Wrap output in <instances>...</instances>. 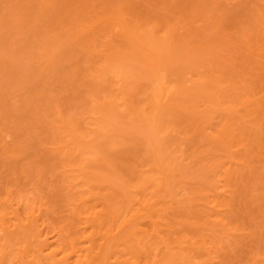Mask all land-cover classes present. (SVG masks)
<instances>
[{"label":"rangeland","instance_id":"1","mask_svg":"<svg viewBox=\"0 0 264 264\" xmlns=\"http://www.w3.org/2000/svg\"><path fill=\"white\" fill-rule=\"evenodd\" d=\"M263 39L264 0H0L2 219L24 218L36 208L41 237L54 247L60 230L78 228L77 211L83 215L92 204L124 199V193L141 196L147 183L139 184V166L146 163L143 170L152 172L161 165L157 159L167 166L165 175L181 179L170 184L173 193L180 188L174 196L191 195L188 209L173 199L182 213L171 200L168 206L170 214L181 215V225L174 224L179 234L185 231L180 238L190 233L186 241L205 239V256L197 260L205 261L209 251L210 264H264ZM185 243L189 259L176 252L187 263L199 250L194 244L188 252ZM198 253L189 264H200Z\"/></svg>","mask_w":264,"mask_h":264},{"label":"bare ground","instance_id":"2","mask_svg":"<svg viewBox=\"0 0 264 264\" xmlns=\"http://www.w3.org/2000/svg\"><path fill=\"white\" fill-rule=\"evenodd\" d=\"M162 1V0H161ZM186 1V0H185ZM176 2V1H175ZM181 2V1H180ZM138 3V2H137ZM173 3V2H172ZM210 3V2H209ZM217 3V2H216ZM170 5V4H169ZM217 5V4H216ZM167 6V5H166ZM132 7V6H131ZM165 7V6H164ZM171 7V6H170ZM200 7V6H199ZM121 9V8H120ZM141 9V8H140ZM165 9V8H164ZM138 10V9H137ZM167 10V9H166ZM134 11V10H133ZM117 12V11H116ZM121 12V11H120ZM147 12V11H146ZM152 12V11H151ZM150 12V13H151ZM139 14V13H138ZM168 14V13H167ZM159 15V14H158ZM107 16V15H106ZM162 16V15H161ZM164 16V15H163ZM146 18H147V16H146ZM151 19V18H150ZM152 20V19H151ZM160 19L158 18V21H159ZM166 21V20H165ZM152 22V21H151ZM113 23V22H112ZM156 23H158V22H156ZM120 24V23H119ZM112 25V24H111ZM123 24H121V26H122ZM155 28V27H154ZM167 28H169V27H167ZM164 29V28H163ZM174 29V28H173ZM130 30V29H129ZM153 30V29H152ZM169 30V29H168ZM151 31V30H150ZM169 32V31H168ZM153 33H154V31H153ZM156 34V33H155ZM168 34V33H167ZM151 36V35H150ZM160 36V35H159ZM170 36H172V35H170ZM260 36V35H259ZM167 38H168V36H167ZM140 40V39H139ZM162 40V39H161ZM169 40V39H168ZM167 40V41H168ZM260 40V39H259ZM133 41V40H132ZM136 41H138V40H136ZM263 41H264V39H263ZM134 43V42H133ZM173 43V42H172ZM151 44H153V43H151ZM139 45H142V43L141 44H139ZM147 46V45H146ZM143 47V46H142ZM147 48V47H146ZM150 48V47H149ZM155 48V47H154ZM264 48V47H263ZM144 53V52H143ZM164 53V52H163ZM103 72H106V71H103ZM127 77V76H126ZM198 77V76H197ZM121 79H123V76L121 77ZM126 79V78H125ZM205 80V79H204ZM124 81V80H123ZM206 81V80H205ZM199 83H201V82H199ZM205 83V82H204ZM118 84V83H117ZM126 85V84H125ZM180 85V84H179ZM191 86V85H190ZM124 87V86H123ZM190 88V87H189ZM173 89V88H172ZM171 89V90H172ZM159 90V89H158ZM222 90V89H221ZM120 91V90H119ZM163 91V90H162ZM121 92V91H120ZM179 92V91H178ZM183 92V91H182ZM188 92H190V91H188ZM194 92V91H193ZM153 93V92H152ZM165 93V92H164ZM207 93V92H206ZM217 93H218V91H217ZM165 94H167V92L165 93ZM247 94V93H246ZM245 94V95H246ZM150 95H152V94H150ZM149 95V96H150ZM163 95V94H162ZM172 95V94H171ZM190 95H192V94H190ZM206 95V94H205ZM238 95V94H237ZM244 95V94H243ZM249 95V94H248ZM173 96H174V94H173ZM201 96V95H200ZM236 96V95H235ZM240 96V95H239ZM202 97V96H201ZM205 97V96H204ZM211 97H212V95H211ZM151 98V97H150ZM154 98V97H153ZM156 98V97H155ZM176 98H178V96L176 97ZM182 98V97H181ZM180 98V99H181ZM190 98V97H189ZM199 98V97H198ZM207 98V97H206ZM206 98H204V99H206ZM210 98V97H209ZM221 98V97H220ZM226 98V97H225ZM252 98V97H251ZM120 99V98H119ZM186 99V98H185ZM194 99V98H193ZM213 99V98H212ZM229 99H231V98H229ZM244 99V98H243ZM162 100V99H161ZM172 100V99H171ZM198 100V99H197ZM167 101V100H166ZM172 101H174V99L172 100ZM184 101V100H183ZM187 101V100H186ZM205 101V100H204ZM242 101V100H241ZM249 101V100H248ZM262 101V100H261ZM150 102V101H149ZM191 102H192V100H191ZM194 102V101H193ZM203 102V101H202ZM211 102H213V100H211ZM239 102V101H238ZM247 102V101H246ZM140 103V102H139ZM163 103V102H162ZM164 103H165V101H164ZM198 103V102H197ZM229 103V102H228ZM237 103V102H236ZM245 104V101L244 102H239V104ZM248 103V102H247ZM257 103H258V101H257ZM147 104V103H146ZM152 104V103H151ZM160 104V103H159ZM172 104V103H171ZM175 104V103H174ZM182 104V103H181ZM186 104V103H185ZM199 104H200V102H199ZM211 104V103H210ZM233 104V103H232ZM243 104V105H244ZM249 104V103H248ZM166 105H167V103H166ZM183 105V104H182ZM237 105V104H236ZM123 106V105H122ZM140 106V105H139ZM142 106V105H141ZM150 106V105H149ZM181 106V105H180ZM179 106V107H180ZM187 106H189V104L187 105ZM207 106H209V104L207 105ZM240 106V105H239ZM245 106V105H244ZM160 107V106H159ZM159 107H158V109H159ZM191 107V106H190ZM242 107V105L240 106V108ZM111 108V107H110ZM133 108V107H132ZM139 108V107H138ZM142 108V107H141ZM151 108V107H150ZM154 108V107H153ZM196 108V107H195ZM210 108H211V106H210ZM238 108V107H237ZM236 108V109H237ZM243 108H245V107H243ZM185 109V108H184ZM207 109V108H206ZM213 109V108H212ZM215 109V108H214ZM219 109V108H218ZM120 110V109H119ZM127 110V109H126ZM132 110V109H131ZM151 110V109H150ZM149 110V111H150ZM199 110V109H198ZM225 110V109H224ZM234 110V109H233ZM125 111V110H124ZM133 111V110H132ZM154 111V110H153ZM158 111V110H157ZM156 111V112H157ZM180 111V110H179ZM195 111H197V110H195ZM210 111V110H209ZM208 111V112H209ZM212 111V110H211ZM216 111V110H215ZM113 112V111H112ZM130 112V111H129ZM134 112V111H133ZM138 112V111H137ZM159 112V111H158ZM243 112V111H242ZM146 113V112H145ZM163 113V112H162ZM226 113H227V111H226ZM246 113H248V112H246ZM147 114V113H146ZM169 114V113H168ZM214 114V113H213ZM245 114V113H244ZM143 115V114H142ZM187 115H188V113H187ZM131 116V115H130ZM136 116V115H135ZM134 116V117H135ZM151 116V115H150ZM189 116V115H188ZM141 117H143V116H141ZM145 117V116H144ZM243 117V116H242ZM132 118V117H131ZM146 118V117H145ZM193 118V117H192ZM140 119V118H139ZM142 119V118H141ZM144 119V118H143ZM164 119V118H163ZM173 119V118H172ZM125 120V119H124ZM131 120V119H130ZM176 120V119H175ZM133 121H134V119H133ZM137 121H138V119H137ZM141 121V120H140ZM142 121H144V120H142ZM155 121V120H154ZM228 121H229V119H228ZM234 121V120H233ZM136 122V121H135ZM134 122V123H135ZM152 122V121H151ZM156 122V121H155ZM158 122V121H157ZM235 122V121H234ZM130 123V122H129ZM138 123V122H137ZM145 123V122H144ZM225 123V122H224ZM125 124V123H124ZM139 125H140V123H138ZM143 124V123H142ZM164 124V123H163ZM166 124V123H165ZM223 124V123H222ZM235 124H236V122H235ZM234 124V125H235ZM131 125H133V123H131ZM162 125V124H161ZM224 125V124H223ZM222 125V126H223ZM151 126H152V124H151ZM155 126H157V125H155ZM163 126V125H162ZM168 126V125H167ZM166 126V127H167ZM225 126V125H224ZM227 126V125H226ZM225 126V127H226ZM230 126V125H229ZM240 126V125H239ZM118 127H119V125H118ZM125 127V126H124ZM136 127H138V126H136ZM135 127V128H136ZM147 127H150L149 125L147 126ZM146 127V128H147ZM161 127V126H160ZM224 127V128H225ZM234 127H236V126H234ZM243 127V126H242ZM117 128V127H116ZM121 128V127H120ZM128 128H129V126H128ZM127 128V130H129ZM223 128V127H222ZM222 129L223 130V133H222V136L224 135V132H225V129ZM240 128V127H239ZM244 128V127H243ZM110 129V128H109ZM122 129V128H121ZM133 129V128H132ZM155 129H157V128H155ZM210 129V128H209ZM221 129V128H220ZM236 129H238V128H236ZM112 130V129H111ZM120 130V129H119ZM124 130H126V129H124ZM150 130V129H149ZM153 130V129H152ZM160 130V129H159ZM122 131V130H121ZM154 131H156V130H154ZM153 131V132H154ZM169 131V130H168ZM171 131V130H170ZM220 131V130H219ZM149 132V131H148ZM166 132V131H165ZM174 132V131H173ZM221 132L222 131H220V133L219 134H221ZM239 132V131H238ZM214 133V132H213ZM117 134V133H116ZM163 134V133H162ZM228 134V133H227ZM240 134V133H239ZM159 135V134H158ZM152 136H154V135H152ZM187 136V135H186ZM185 136V137H186ZM220 137L221 138V140H223L222 138H225V137ZM225 136H226V134H225ZM240 136V135H239ZM157 137H159V136H157ZM166 137V136H165ZM165 137H163V138H165ZM172 137V136H171ZM106 138V137H105ZM139 138V137H138ZM154 138V137H153ZM163 138H161V139H163ZM230 138V137H229ZM240 138H241V136H240ZM149 139V138H148ZM147 139V140H148ZM176 139V138H175ZM194 139V138H193ZM231 139V138H230ZM105 140V139H104ZM108 140V139H107ZM145 140V139H144ZM154 140H156L155 138H154ZM159 140V139H158ZM165 140V139H164ZM172 140V139H171ZM174 140V139H173ZM182 140V139H181ZM184 140H187V139H184ZM225 140H227V139H225ZM180 141V140H179ZM203 141V140H202ZM116 142V141H115ZM149 142H150V140H149ZM152 143H151V145L153 144V141H151ZM160 142H161V140H160ZM165 142V141H164ZM175 142V141H174ZM182 142V141H181ZM220 142V141H219ZM227 142V141H226ZM225 142V143H226ZM241 142V141H240ZM112 143V142H111ZM148 143V142H147ZM155 143H157V141L155 142ZM155 143L153 144V145H155ZM162 143L163 142H161L160 144L162 145ZM171 143V142H170ZM202 143V142H201ZM238 143V142H237ZM146 144V143H145ZM158 144H159V142H158ZM174 144V143H173ZM190 144V143H189ZM224 144V143H223ZM227 144V143H226ZM225 144V145H226ZM168 145H169V143H168ZM168 145H167V147H168ZM177 145H178V142H177ZM222 145V144H221ZM110 147L112 146V145H109ZM118 146V145H117ZM156 147H157V145H155ZM155 146H153V149L154 148H156ZM159 146V145H158ZM234 146V145H233ZM237 146V145H236ZM235 146V147H236ZM238 146H239V143H238ZM109 147V148H110ZM114 147V146H113ZM147 148H149L148 146H146ZM161 147V146H160ZM159 147V150H158V148H157V150L158 151H160L162 148H160ZM179 147V146H178ZM151 148V147H150ZM177 148V147H176ZM183 148V147H182ZM212 148V147H211ZM239 148V147H238ZM153 149H152V151H153ZM174 148H172L171 150H173ZM180 149V148H179ZM113 149H111V151H112ZM144 150V149H143ZM164 150V149H163ZM166 150V149H165ZM178 149H176V151H177ZM115 151V150H114ZM175 151V152H176ZM193 151V150H192ZM199 151H201V150H199ZM232 151V150H231ZM235 151H236V149H235ZM139 152V151H138ZM147 152V151H146ZM157 152V151H156ZM161 152H163V151H161ZM171 152H173V151H171ZM179 152V151H178ZM182 152V151H181ZM211 152V151H210ZM226 152H228V151H226ZM234 152V151H233ZM244 152V151H243ZM143 153H145V152H143ZM155 153V152H154ZM164 153V152H163ZM166 153V152H165ZM183 153V152H182ZM193 153V152H192ZM191 153V155L193 156V154ZM209 153V152H208ZM138 154H140V153H138ZM137 154V155H138ZM169 155L171 154V153H168ZM188 154H190V153H188ZM202 154V153H201ZM234 154V153H233ZM137 155H134V157L135 156H137ZM145 155V154H144ZM143 155V156H144ZM151 155V154H150ZM153 155V154H152ZM151 155V156H152ZM168 155V156H169ZM178 155V154H177ZM180 155V154H179ZM178 155V156H179ZM185 155V154H184ZM195 155H197V154H195ZM225 155V154H224ZM127 156H129V155H127ZM147 156H148V153H147ZM151 156H149L148 158H150ZM154 156V155H153ZM152 156V157H153ZM155 156H156V154H155ZM158 156V155H157ZM167 156V154H166V157H168ZM183 156V155H182ZM182 156H181V158H182ZM187 157H188V155H186ZM207 156V155H206ZM120 157V156H119ZM133 157V158H134ZM139 156H137V158H138ZM162 157V156H161ZM164 158V154H163V157H162V159L164 158L165 160L167 159V158ZM171 157V155L169 156V158ZM185 157V156H184ZM194 157V156H193ZM222 157V156H221ZM223 157H225V156H223ZM125 158V157H124ZM145 158H147L146 157V155H145ZM144 158V159H145ZM172 158V157H171ZM170 158V159H171ZM173 158H176V157H173ZM181 158H178V159H181ZM186 158V157H185ZM196 158V157H195ZM194 158V159H195ZM201 158V157H200ZM200 158H198V159H200ZM239 158V157H238ZM126 159V158H125ZM130 159H132V158H130ZM129 159V160H130ZM135 159V158H134ZM139 159V158H138ZM152 159V158H151ZM156 159V158H155ZM159 159V158H158ZM190 159V158H189ZM218 159H220V158H218ZM228 159H229V156H228ZM153 161H155L154 159H152ZM151 160V161H152ZM173 160V159H172ZM192 160V159H191ZM190 160V162L192 163V161ZM203 160V159H202ZM205 160V159H204ZM211 160V159H210ZM214 160V159H213ZM137 161V160H136ZM139 161H141V160H139ZM139 161L138 162H136V164H137V167H138V163H139ZM167 161V160H166ZM169 161V160H168ZM184 161V160H183ZM212 161V160H211ZM247 161V160H246ZM123 162H125V164H126V160L125 161H123ZM122 162V163H123ZM129 162V161H128ZM148 162H149V160H148ZM156 162L158 163V164H161V165H158L159 166V171H158V173L156 172L157 171V168H158V166H157V164H156ZM156 162H155V165L157 166V168H154V170H155V172H154V170L152 171L153 172V175H155V176H153L152 175V172H150L149 171V168L147 169L148 170V172H146L145 171V164H143L144 166H139V168L140 169H142V171L140 170V171H137V173H138V175L137 174H135L136 172H134L133 170L134 169H132V173H134V177L136 176H138V180H139V182L140 181H142V179L143 180H146V181H144V182H146L145 184H142V186H144L140 191L141 192H143L146 188V190H145V192H143V193H141L142 195L143 194H145V195H141V196H139V195H136L137 197H134V198H132L131 199V196L132 195H126V193H124V195L123 196H126L124 199H120V200H106V201H104V202H102L99 206L97 205V204H92V206H90V208H88V209H86L85 210V212H84V214L83 215H81L82 213L81 212H79V211H77L76 212V215H77V221L79 222V224H78V228L77 229H75V231H69V232H66V233H62L63 231L62 230H60L61 232L58 234V235H60L61 237H59L58 239H59V241H60V243L58 242V245L57 244H55L54 245V247L53 246H51V245H49L48 243H47V240L44 238H42L41 236L43 235V233H42V231L41 230H39L38 229V226H39V224H38V217H39V215H40V213H38L39 212V208H38V214H36L35 213V211H36V208L35 209H31V210H29V212H26V216L24 217V218H20V216L18 217H15L14 219H12L11 221L9 220V218H8V220H4V219H2V218H4V217H6V216H4V215H2V217L0 216V219H1V222H0V263L1 264H3V263H5V264H181V262H185L187 259H184V258H187L188 257V259H189V257H190V255L189 256H187V251L186 250H183V246H184V244L183 243H185V245H187V246H195L194 244H197L196 245V247H198V249L197 250H199L200 251V253H198L199 251H196V253H198L197 255H198V258H196V260L197 259H199V256L201 257V254H203L204 252L203 251H206L204 248V245L206 244H204V242H205V239H203L202 240V238H201V240H200V232L199 233H197V235H199L198 237H199V240L200 241H198L197 239H196V235H195V237H193V239H195V241L197 240L198 242H199V244L197 243V241L195 242L192 238V240H190V241H186L187 240V238H189V234H188V236L186 237V235L185 236H183L185 233V231L183 232L182 230L180 231V234L182 233L183 235V238L184 237H186V238H180V234H179V230H178V225H181V223H179L178 224V222H177V220L176 219H178V217L180 216V218H181V215L179 214H177L176 212H178V213H182V210H181V208L182 207H184V208H187V205H188V208H189V205L191 204V200L190 201H188L189 202V204H188V202L186 203V201H187V199H189L188 197H190L191 195H189V196H187V194L186 195H184V196H182L181 198H182V200L180 199V197H179V199L178 198H176V194L177 193H175V191L176 190H178V189H180V188H178V187H175V191H174V193H173V190L174 189H172V186H173V188H174V185H176V182L174 183L173 182V180H181L180 178H178V179H174L173 177L174 176H172V175H170V174H168L166 171H168V168L167 169H165V173H167L168 175H165L164 173H163V170L162 169H164L165 167H167V166H163L162 165V162L161 161H157V159H156ZM159 162H161V163H159ZM165 162V161H164ZM176 162H177V160H176ZM179 162H182V160L181 161H179ZM187 162V161H186ZM190 162L188 161L187 163H189L190 164ZM239 162V161H238ZM135 163V162H134ZM172 163V162H171ZM171 163H169V164H171ZM185 163V162H184ZM185 164V165H183L182 163H181V165L180 164H175L176 166L175 167H177L178 168V166L180 165V166H182L183 165V167H185V168H187V166L186 165H188L189 166V164ZM223 163V162H222ZM234 163V162H233ZM237 163V162H236ZM154 164V163H153ZM204 164V163H203ZM206 164V163H205ZM217 164V163H216ZM215 164V165H216ZM231 164V163H230ZM124 165V164H123ZM131 165H132V163H131ZM130 165V166H131ZM152 165V164H151ZM165 165V164H164ZM121 166H122V164H121ZM120 166V167H121ZM126 166H128V165H126ZM156 166H154V167H156ZM174 166V165H173ZM125 167V166H124ZM143 167L145 168L144 170H143ZM147 167V166H146ZM183 167L181 168V174H182V169H183ZM198 167V166H197ZM196 167V168H197ZM208 167V166H207ZM217 167H219V166H217ZM222 167V166H221ZM132 168V167H131ZM151 168H153V167H151ZM177 168H175L176 170H177ZM189 168V167H188ZM192 168V167H191ZM202 168V167H201ZM213 168V167H212ZM228 169L227 170H229V167H227ZM128 169H129V167H128ZM128 169H125V170H127L128 171ZM174 169V170H175ZM226 169V168H225ZM124 170V171H125ZM151 170V169H150ZM160 170H162V172H160ZM171 170V169H170ZM176 170H175V172H176ZM184 170V169H183ZM189 170V169H188ZM191 170H193V169H191ZM194 170H195V167H194ZM225 171V170H224ZM223 171V172H224ZM126 172V171H125ZM129 172L130 173H128L129 175L131 174V170H129ZM141 172V173H140ZM150 172V173H149ZM173 172V171H172ZM178 172H179V170H178ZM178 172H176L175 174L177 175L178 174ZM185 174H186V176H187V171H186V169H185V171H183ZM228 172V171H227ZM127 173V172H126ZM144 173H147V174H145L144 175ZM171 173V172H170ZM180 173V172H179ZM201 173V172H200ZM211 173V172H210ZM125 174V173H124ZM162 175V177H161V175ZM173 174V173H172ZM180 174V176H182V179H183V176L184 175H181ZM193 174V176H196V175H194V173H192ZM202 174V173H201ZM225 174V173H224ZM133 175V174H132ZM152 175V176H151ZM164 175V176H163ZM169 175L173 178V179H171V177H169ZM174 175V174H173ZM189 175H190V173H189ZM223 175V174H222ZM226 175V174H225ZM124 176H126V175H124ZM141 176H143V177H141ZM149 177V180L147 179L148 177ZM157 176H160L161 178H162V181H163V183H162V181L161 182H159V180H158V178H156ZM192 176V177H193ZM262 176H263V174H262ZM96 177H97V175H96ZM130 177V176H129ZM133 177V176H132ZM133 177V178H134ZM147 177V178H146ZM153 177H155L156 179H154L156 182L158 181L159 183H157V184H160L157 188L155 187V186H153V183L155 182V181H152V179H153ZM164 177H167L168 179H169V181H168V179L166 178V180H165V178ZM177 177H179V175L177 176ZM202 177V176H201ZM200 177V178H201ZM185 178H187V177H185ZM184 178V179H185ZM191 177H189L188 179H190ZM199 178V177H198ZM199 178V179H200ZM264 178V177H263ZM121 179V178H120ZM126 180H127V178H125ZM137 180V178H134L133 179V181L132 182H134V180ZM121 180H124V178L123 179H121ZM120 180V181H121ZM125 180V181H126ZM128 180L131 182V180H132V178H131V180L128 178ZM127 180V181H128ZM137 180V181H138ZM164 180H165V183H164ZM170 180H172V182L174 183H171V181ZM196 180V179H195ZM201 180V179H200ZM205 180V179H204ZM229 180V179H228ZM147 181H149V183L147 182ZM152 181V186H153V188H152V186L150 185V182ZM178 181V182H179ZM185 181V180H184ZM189 181V180H188ZM206 181V180H205ZM122 182V181H121ZM131 182V183H132ZM144 182H142V183H144ZM168 182H170V183H168ZM192 182V181H191ZM200 182H202V181H200ZM230 182V181H229ZM96 183H97V181H96ZM123 183V182H122ZM129 183V182H128ZM127 182H126V184H128ZM169 185H168V184ZM118 184H120V183H118ZM134 184H138V183H136V182H134ZM140 184V186H141V182L139 183ZM156 184V183H155ZM156 184V185H157ZM170 184H172V186H170ZM178 184V183H177ZM180 184V183H179ZM149 186V188H148V186ZM161 185L162 186H164V188L163 187H161ZM165 185H166V187H165ZM181 185H183V182L181 183ZM188 185V184H187ZM211 185V184H210ZM77 186H78V184H77ZM119 186V185H118ZM125 186V185H124ZM168 186V187H167ZM212 186V185H211ZM121 187H123V186H121ZM121 187H119L118 189L120 190L121 189ZM159 187H160V189H159ZM209 187V186H208ZM92 188V187H91ZM152 188V189H151ZM156 188V189H155ZM162 188L163 189H165V190H162ZM169 188V189H168ZM170 188L172 189V190H170ZM178 188V189H177ZM219 188V187H218ZM222 188V187H221ZM133 189H137V188H135V187H133ZM155 189V190H154ZM166 189H167V192H166ZM189 189H191V188H189ZM195 189H196V187H195ZM152 191V192H150L149 193V191ZM160 190H162L161 191V193L159 192ZM192 190V189H191ZM202 189H200V191H201ZM213 190V189H212ZM211 190V191H212ZM122 191V190H121ZM124 191V190H123ZM136 192H137V190H135ZM166 192L165 194H167L166 196L164 195V193L163 192ZM169 191V192H168ZM195 191V190H194ZM200 191H198L199 192V194H200ZM203 191V190H202ZM224 191V190H223ZM138 192H139V190H138ZM191 192H193V191H191ZM140 193V192H139ZM160 193V194H159ZM172 193V194H171ZM116 194H118L117 192H116ZM147 194V195H146ZM215 194V193H214ZM224 194V193H223ZM222 194V195H223ZM118 195H120V194H118ZM162 195H163V197L164 198H162ZM168 195L169 196H171L170 198L168 197ZM172 195H173V197H172ZM174 195H176V196H174ZM193 195V194H192ZM217 195H218V192H217ZM135 196V195H134ZM139 196V197H138ZM180 196V195H179ZM194 196V195H193ZM195 196H197V195H195ZM202 196V195H201ZM118 197H120V196H118ZM118 197H116V199L118 198ZM127 197H129V198H127ZM202 197H204V196H202ZM206 197H208V196H206ZM222 197H225L224 195L222 196ZM183 198H185V199H183ZM195 198V197H194ZM165 201H164V200ZM166 199H168V201H166ZM177 202V200L179 201V202H181L182 204H179V202H178V204L179 205H182V207L181 206H179L174 200ZM190 199H191V197H190ZM205 199V198H204ZM226 199V198H225ZM171 200V201H170ZM173 200V201H172ZM193 200H195V199H193ZM201 200V199H200ZM219 200H221V199H219ZM222 200H223V198H222ZM6 201V200H5ZM14 201V200H13ZM169 201H170V203L172 204V206L175 204L176 206L178 205V207L176 208V206L174 205L173 207H175L176 209H180V211L179 210H177L176 212L174 211L173 213H174V215L176 214V217H174V215H172V214H170V212L172 211V210H174V208L171 206L170 207V203H169ZM185 201V204L183 203ZM208 201V200H207ZM214 201H217L216 199L214 200ZM174 203V204H173ZM19 204V203H18ZM168 204H170L169 206H168ZM184 204V205H183ZM210 204H211V201H210ZM220 204H221V202H220ZM223 204H225V202H223ZM191 206H193V205H191ZM196 206V205H195ZM197 206H199V205H197ZM204 206V205H203ZM221 206V205H220ZM173 208V209H170V208ZM213 207V206H212ZM217 207V206H216ZM168 208H169V210H168ZM187 208V209H188ZM187 209H186V211H187ZM191 209H192V207H191ZM200 209V208H199ZM198 209V210H199ZM212 209V208H211ZM52 210H53V208H52ZM195 210V209H194ZM194 210H193V212H194ZM197 210V209H196ZM189 211V210H188ZM219 211V210H218ZM184 212V211H183ZM198 212V211H197ZM206 212H207V210H206ZM216 212V211H215ZM172 213V212H171ZM185 213V212H184ZM188 213V212H187ZM191 213V212H190ZM190 213H189V215H190ZM195 213H196V211H195ZM203 213V212H202ZM207 213H209V212H207ZM169 214H170V216H169ZM214 214V213H213ZM216 214V213H215ZM217 214H219V213H217ZM178 215V216H177ZM184 216L186 215V214H183ZM191 215H192V213H191ZM204 215V214H203ZM210 215V214H209ZM221 215V214H220ZM4 216V217H3ZM194 216H195V214H194ZM211 216H212V214H211ZM219 216V215H218ZM173 219H172V218ZM207 217H210V216H206V218L205 219H207ZM175 218V219H174ZM199 218V217H198ZM11 219V218H10ZM182 219H183V217H182ZM203 219V218H202ZM219 219V218H218ZM172 220H174V221H172ZM179 220V219H178ZM194 220H196V219H194ZM201 219H199V220H197V221H200ZM177 222V226L175 227V225L174 224H176V222ZM185 221V220H184ZM183 221V224L184 223H186V222H184ZM196 221V222H197ZM219 221V220H218ZM174 222V223H173ZM180 222V221H179ZM202 222V221H201ZM205 222V221H204ZM207 222H208V220H207ZM207 222H205V223H207ZM197 223H199V222H197ZM209 223H210V221H209ZM213 223H214V221H213ZM216 223H218V222H216ZM187 224V223H186ZM194 224H195V222H194ZM202 224V223H201ZM200 224V225H201ZM222 224V223H221ZM82 225V226H81ZM188 225V224H187ZM186 225V226H187ZM191 225V228L193 227V223H191V224H189V226ZM198 225V224H197ZM204 225H206V224H204ZM203 225V226H204ZM209 225V224H208ZM208 225H206V227L208 226ZM213 225V224H212ZM224 225V224H223ZM223 225H221L222 226V228H223ZM218 226V225H217ZM73 227V226H72ZM182 227V226H181ZM210 227H211V225H210ZM219 227V226H218ZM177 228V229H176ZM186 228H188V226L186 227ZM185 228V229H186ZM194 228V227H193ZM204 228V227H203ZM209 228V227H208ZM221 228V227H220ZM70 229V228H69ZM196 229V228H195ZM212 229H213V227H212ZM211 229V230H212ZM184 230V229H183ZM206 230V229H205ZM204 230V231H205ZM210 230V231H211ZM175 231H178V234H176L177 232H175ZM188 231V230H187ZM190 231H193V230H191L190 229ZM195 231V230H194ZM199 231V230H198ZM186 233H188V232H186ZM195 233V232H194ZM195 233V234H196ZM205 233V232H204ZM176 234V235H175ZM202 235H203V233H202ZM201 235V236H202ZM62 236H64V237H62ZM192 236H194V234L192 235ZM183 239V240H182ZM190 239V238H189ZM188 239V240H189ZM61 240H63V241H61ZM191 241H193L192 242V244H191ZM203 243H202V242ZM201 242V243H200ZM50 243V242H49ZM53 244V243H52ZM200 244H204V245H201L200 246ZM191 246L190 247H188L187 249H188V252H190V251H195V250H191L192 248H191ZM207 246V245H206ZM213 246V245H212ZM181 247H182V249H181ZM202 247H204V248H202ZM189 248H191V249H189ZM201 248V249H200ZM176 249V250H175ZM184 249H186V248H184ZM203 249V253L201 252V250ZM177 250H182L181 252L182 253H180V254H182V255H184L183 254V251L184 252H186V256H183V257H181L180 256V260H182V259H184V260H182V261H180L179 260V255H178V252H176ZM208 250V249H207ZM14 251V252H13ZM13 252V253H12ZM209 254H210V252L209 251H207ZM193 253V252H192ZM192 253H190V254H192ZM195 253V254H196ZM208 253H205V254H208ZM194 253H193V255H192V257L195 255ZM208 254V257L210 256ZM197 255H196V257H197ZM212 255V254H211ZM13 256V258H11ZM203 256H205L204 254H203ZM11 259H13V261L12 260H10V258ZM190 258V262H192L193 263V261L191 260V259H194V258ZM195 257V256H194ZM208 257H206V259H208ZM202 258V257H201ZM204 258V257H203ZM211 258V257H210ZM210 258L208 259V260H206V259H203V260H205V261H201L202 259H200V261L199 260H197V261H199L200 262V264L202 263V264H210L211 262H210ZM9 259V260H8ZM10 261V262H9ZM189 261L186 263V264H189ZM196 263V262H195ZM194 263V264H195ZM183 264V263H182ZM196 264H198V263H196Z\"/></svg>","mask_w":264,"mask_h":264}]
</instances>
